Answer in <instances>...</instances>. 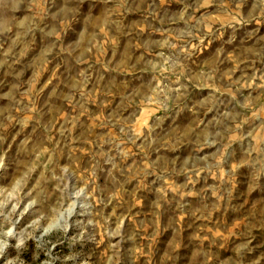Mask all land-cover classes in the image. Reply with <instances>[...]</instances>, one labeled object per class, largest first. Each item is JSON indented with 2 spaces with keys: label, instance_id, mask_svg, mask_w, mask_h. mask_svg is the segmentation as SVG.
Masks as SVG:
<instances>
[{
  "label": "rangeland",
  "instance_id": "1",
  "mask_svg": "<svg viewBox=\"0 0 264 264\" xmlns=\"http://www.w3.org/2000/svg\"><path fill=\"white\" fill-rule=\"evenodd\" d=\"M0 264H264V0H0Z\"/></svg>",
  "mask_w": 264,
  "mask_h": 264
}]
</instances>
